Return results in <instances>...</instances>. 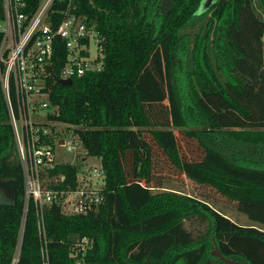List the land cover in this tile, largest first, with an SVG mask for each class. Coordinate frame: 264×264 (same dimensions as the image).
I'll use <instances>...</instances> for the list:
<instances>
[{
    "label": "trees",
    "instance_id": "trees-1",
    "mask_svg": "<svg viewBox=\"0 0 264 264\" xmlns=\"http://www.w3.org/2000/svg\"><path fill=\"white\" fill-rule=\"evenodd\" d=\"M202 1L72 0L97 33L103 66L59 82L58 41L48 119L99 159L102 200L74 214L59 200L44 205V238L29 201L18 264H42L41 247L50 264H229L215 247L264 264V0ZM81 166L58 163L46 184L76 189ZM0 177L16 181L13 203L0 205V264H9L24 184L1 78ZM83 236L92 245L75 256L71 242Z\"/></svg>",
    "mask_w": 264,
    "mask_h": 264
},
{
    "label": "built area",
    "instance_id": "built-area-1",
    "mask_svg": "<svg viewBox=\"0 0 264 264\" xmlns=\"http://www.w3.org/2000/svg\"><path fill=\"white\" fill-rule=\"evenodd\" d=\"M3 17L0 20V78L12 127L16 151L22 168L24 202L18 239L9 264H18L21 238L28 211L33 202L39 235L44 238V205L59 200L66 214L85 213L102 200L99 191L104 173L100 166L81 171V182L76 189H52L46 184V174L60 162H75L85 153L70 128L61 122H36L31 113L47 109L50 104L45 78L54 62L55 44L60 41L65 50V61L59 71L60 79L80 76L88 70H100L103 53L97 33L81 14L76 13L72 0L63 8H55L57 1L39 0L29 8L26 0H1ZM60 14L61 19L56 16ZM95 54L91 56L92 48ZM51 109L50 112L48 110ZM53 136V147L45 140ZM57 148L72 153V160L56 158ZM63 178V175L60 176ZM86 177V182L82 178ZM84 182V183H83ZM92 245L86 236L71 242L72 254H84ZM42 264H50L47 251L41 247ZM80 259L77 258L76 263Z\"/></svg>",
    "mask_w": 264,
    "mask_h": 264
},
{
    "label": "rangeland",
    "instance_id": "rangeland-1",
    "mask_svg": "<svg viewBox=\"0 0 264 264\" xmlns=\"http://www.w3.org/2000/svg\"><path fill=\"white\" fill-rule=\"evenodd\" d=\"M214 39V36H213V32L209 33L208 35V41L211 43V41ZM181 49H184V46H178V50H181ZM190 51V50H189ZM95 54V48L93 47L92 50H91V56ZM182 56V55H181ZM183 59V57H181ZM182 78V76L180 77ZM184 80V79H183ZM180 84L178 86V90H179V93L181 96H184L185 95V92H186V85L184 83V81L182 80H179V83ZM47 109H43L42 111H39L38 113L35 112V113H31V118L32 120L36 121V122H51L48 118H47ZM51 109L48 110V112H50ZM55 154H56V158L61 160V161H70L72 160V153L71 152H67L65 150V148H57V150L55 151ZM79 162L82 166V169L84 170H90L93 166H99V159L95 158V157H91V156H87V157H79L78 159L75 160V162ZM86 177L82 178V181L86 182ZM83 182V183H84ZM99 182V180H98ZM186 183L188 185H190V181H186ZM176 187V185H174ZM176 188H180L179 187H176ZM180 189H183L184 191H187L186 188L184 187H181ZM234 217L237 218V216L240 218V220H244V216L240 213H237V215L233 214ZM245 221V220H244Z\"/></svg>",
    "mask_w": 264,
    "mask_h": 264
},
{
    "label": "water",
    "instance_id": "water-1",
    "mask_svg": "<svg viewBox=\"0 0 264 264\" xmlns=\"http://www.w3.org/2000/svg\"><path fill=\"white\" fill-rule=\"evenodd\" d=\"M208 0L202 1V7L207 3ZM72 81L71 78L59 79V82L63 84H69ZM16 190V181L10 177H0V205L12 204V196ZM213 253L218 256L221 260L229 264H248L246 262L236 261L229 259L222 255L217 247L214 248Z\"/></svg>",
    "mask_w": 264,
    "mask_h": 264
}]
</instances>
